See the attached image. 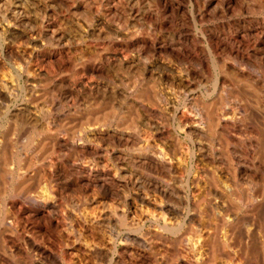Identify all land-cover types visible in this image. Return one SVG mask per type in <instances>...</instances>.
<instances>
[{
    "label": "bare ground",
    "instance_id": "6f19581e",
    "mask_svg": "<svg viewBox=\"0 0 264 264\" xmlns=\"http://www.w3.org/2000/svg\"><path fill=\"white\" fill-rule=\"evenodd\" d=\"M0 123V264H264V0H0Z\"/></svg>",
    "mask_w": 264,
    "mask_h": 264
},
{
    "label": "rangeland",
    "instance_id": "374dc122",
    "mask_svg": "<svg viewBox=\"0 0 264 264\" xmlns=\"http://www.w3.org/2000/svg\"><path fill=\"white\" fill-rule=\"evenodd\" d=\"M214 21H218V20H214ZM72 47H73V45H72ZM58 49V48H57ZM60 50V49H59ZM118 83V81H116V82H114V84L116 85ZM24 91L22 90V88L20 87V89H19V92H18V98H17V100L15 101V103H20V102H22V101H26V96H24ZM46 95H48L47 93H46ZM29 99V98H28ZM73 99H71V97L70 98H68V99H66L64 102H62L61 100V102L59 103V105L57 106V107H55L53 110H52V112L53 113H64V112H66V110L68 109V107L70 106V105H72V101ZM45 103H48V101H46ZM37 111H38V113L39 114H41L42 112H41V109L39 108V107H37ZM1 124V123H0ZM30 135V134H29ZM28 135V136H29ZM20 139H19V141L23 138V137H19ZM24 140V139H23ZM31 142H35V139H34V141L32 140ZM30 141H29V139H25L24 140V142L22 141V143H25V145L26 146H29V145H31L30 143H31ZM29 144V145H28ZM106 151V152H105ZM107 151L108 150H104V149H102V151H101V154H103L102 156H104V158H108V153H107ZM106 154V155H105ZM127 188H129V191H130V189H132L130 186H128ZM57 190L58 189H56V192H57ZM87 192H85V193H87V195H89V197H91V196H93V197H99L98 195H96L95 196V192L94 191H92V189H87L86 190ZM68 193V191H63V194L64 193ZM57 194V197H58V201L59 202H62L60 199H62L64 196H66V195H68V194H65L64 196H62L63 194H62V192H60L59 190H58V192L56 193ZM58 194H61V195H58ZM94 194V195H93ZM94 198V199H95ZM99 198H96V200H98ZM95 202V200L92 202H90L88 205H89V207L90 208H93L95 205H96V202H95V204H93ZM181 207L180 205H177V207ZM129 211H133V209L132 208H127L126 209V213H125V217L122 219H120L119 220V222H120V228H121V230H126V226H127V222H128V220H127V217H129ZM119 241V240H118ZM68 249L67 248H64V251H65V253L67 254V256H71L70 254H69V251H70V249L67 251ZM74 258H76L75 256H74ZM20 261L18 260V263H19ZM21 264H24V263H22V262H20ZM17 264V263H16Z\"/></svg>",
    "mask_w": 264,
    "mask_h": 264
}]
</instances>
